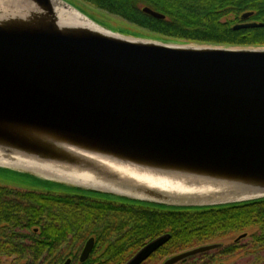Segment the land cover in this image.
<instances>
[{"label":"water","instance_id":"1","mask_svg":"<svg viewBox=\"0 0 264 264\" xmlns=\"http://www.w3.org/2000/svg\"><path fill=\"white\" fill-rule=\"evenodd\" d=\"M0 5V157L109 183L122 178L114 170L135 169L228 199L176 203L156 191L131 196L26 170L68 187L164 207L263 199L264 47L126 36L66 0H0ZM63 10L78 11L92 25L66 20ZM144 11L165 17L149 7ZM260 25L244 22L234 29ZM170 238L157 236L126 264L143 263ZM222 244H201L162 264H179ZM92 246L90 240L82 259Z\"/></svg>","mask_w":264,"mask_h":264},{"label":"trees","instance_id":"2","mask_svg":"<svg viewBox=\"0 0 264 264\" xmlns=\"http://www.w3.org/2000/svg\"><path fill=\"white\" fill-rule=\"evenodd\" d=\"M84 1L113 14L121 15L132 22H138L143 27L149 26L156 29V32L169 38H185L189 41L221 45H253L255 47L264 45V0ZM147 4L155 11L164 13L166 19H157L144 13L141 5ZM245 11H253L254 14L250 19L262 25L254 28L233 29L234 20L223 19L226 15H232L238 19V16ZM35 180L45 184L49 190H26L0 185V223L17 228L20 222L32 220L34 223L44 218H51L58 223L63 222L66 228L61 231L52 228L50 233L61 235L65 232L66 237V229L72 233L75 231L73 226L84 223L85 220L82 217L100 215L103 212L106 215L115 213L120 223L118 227L113 228L119 231L114 245L118 246L120 260L123 263L128 254L136 253L137 248L144 246L147 240L170 233L171 238L159 247L158 251L169 249V247L173 250L189 249L201 244L223 241L222 247L201 253L200 258L206 259L202 264L210 263L213 257H230L240 253L247 255V261L244 258L241 264H258V261L259 264H264V260L262 262L264 259V197L220 206L175 208L140 202L123 203L107 195L76 189H73L70 194H55L49 188V185H54L53 183ZM103 198H108L109 201ZM56 204L63 206L59 207ZM116 218L111 217L105 220L103 217L105 221L110 219L114 221ZM76 231V235H81L79 230L76 229ZM243 233H246V236L237 239ZM233 235H236V238L232 237ZM229 237L235 239L231 244L226 245L224 238ZM45 239H48V233ZM14 248L13 244L0 245V264H3V255L13 253L19 255V252L12 251ZM257 253H260L259 256L255 255ZM195 258L197 257H191L181 261L180 264H190Z\"/></svg>","mask_w":264,"mask_h":264},{"label":"flooded vegetation","instance_id":"3","mask_svg":"<svg viewBox=\"0 0 264 264\" xmlns=\"http://www.w3.org/2000/svg\"><path fill=\"white\" fill-rule=\"evenodd\" d=\"M147 7L154 10L148 4L141 5V8L144 13H146L144 11V8ZM155 12L158 13L159 11H155ZM247 12H253V11H247ZM148 14L153 16L151 13ZM162 14L165 17L164 18L158 17V18L166 19V15L164 13ZM253 14L251 16H253ZM250 17H248L247 19H250ZM247 19H244L245 20L244 22H249L246 21ZM113 198L123 203L139 202L136 200L128 201L116 196ZM103 199L108 200V198H103ZM49 213L47 214L49 215ZM103 217L105 218V220H107L109 219L110 216H103ZM105 220L103 219V222L100 223L98 219L96 220L97 223H93V225H85L84 223H82V225L73 226L75 227L74 229L75 231L72 233H69L68 229H66L67 231L66 237L64 236L65 232L61 235L58 234L55 235V233H50V230L52 228H56V231H61V229L66 228L64 227L63 222L60 221V223H58L57 221L51 218L50 219L44 218L43 220L34 221V223L32 220L28 222L25 221L20 222L17 228H14L9 224L0 223V245L3 246H8V245L11 246L12 244L15 245V248L12 249V251L19 252V255L15 257V260L25 259L29 261L28 264H66L67 262L68 264H126V262L129 261V259L132 256H134L137 252L128 255L125 263H123L122 260H120L121 259L120 250L118 249V246L116 244L114 245L115 241L117 240L118 233L115 235V237H113L115 233L114 232L112 233L111 231L114 230L112 229L114 225L111 226L110 228V224H112L113 222L105 221ZM93 227H95L94 230ZM76 229L81 232V235H76L77 233ZM47 233H48V239H45V237H47ZM90 240H92V244H93L92 249L90 250L91 252L89 253V255H87L86 258L82 259L84 249ZM12 255H16V254L13 253ZM3 256H8V255H3ZM196 256H192V257H196ZM151 257L152 254L148 257L147 260H145L141 264L148 263V261L152 260Z\"/></svg>","mask_w":264,"mask_h":264},{"label":"rangeland","instance_id":"4","mask_svg":"<svg viewBox=\"0 0 264 264\" xmlns=\"http://www.w3.org/2000/svg\"><path fill=\"white\" fill-rule=\"evenodd\" d=\"M68 1L70 4H73L74 6H76L77 8H79L82 12H84L86 15L90 16L93 20H95L97 23H99L101 26H106L107 28L113 30V31H118L124 35H130V36H135V37H142V38H150V39H154V40H162L164 42H174V43H196V44H211V43H207V42H198L195 40H187L185 38H181V39H176L173 37H166L164 35H162L160 32H156V29H153L151 27H146V26H142L141 24H139L138 22H132L128 19H125L124 17H122L121 15H117V14H113L107 10H103L101 8H99L97 5H93L92 3L86 2V1H82V0H66ZM247 12V11H245ZM241 16H238V19H235V16L232 15H226L225 17H223V19L225 20H234L233 21V25L235 24H240L242 22H244L245 20L241 19ZM246 21L249 22H253V19H247ZM259 23V22H258ZM180 28V27H179ZM182 28V27H181ZM187 29V28H186ZM234 29V28H233ZM192 31V30H191ZM189 31V32H191ZM214 44V43H213ZM212 44V45H213ZM221 45V44H218ZM226 45V44H224ZM223 45V46H224ZM228 46H243V45H228ZM245 46H253V45H245ZM244 46V47H245ZM260 47H264V45H260ZM0 167V185H7L9 187H14V188H19V189H34L36 191L40 190V191H46L49 190L45 184H43L40 181H36L35 179L39 178L42 179V181L45 182H51L54 185H49L50 191L54 192L55 194H70L73 192V189H67L65 187V184L61 183V182H55V181H51V180H46L45 178H41V177H36L30 173H28V171H23V170H18V169H12V168H2ZM32 176V177H31ZM34 177V178H33ZM64 186V187H63ZM69 188H74L77 189L76 187H72L70 186ZM80 190V189H79ZM83 190V189H82ZM86 191V190H84ZM88 192V191H86ZM57 206H63L62 204H56ZM78 212V211H77ZM103 214H105L103 212ZM100 213L99 216L97 215H92V216H85L82 217L84 221L85 225H93V223H97L96 220L99 219V222H103V216H110L109 218L113 217L116 218V214H112L109 213L108 215H103ZM100 218L102 220H100ZM110 222H113L112 224H110V228L111 226L114 225V227H118V224L120 223V219H110L108 220ZM113 227V228H114ZM112 228V229H113ZM95 229V227H93V230ZM89 230V229H88ZM90 232V231H89ZM112 233L114 232V236L119 232L116 229L111 231ZM163 235V234H162ZM160 236V235H159ZM238 236V235H237ZM232 237L236 238V235H233ZM229 237V238H224V242L225 244H231L232 241L235 239ZM156 239V238H155ZM153 240V239H152ZM151 240H147V242H149ZM223 243V241L221 242ZM146 244V243H145ZM192 248V247H190ZM189 248V249H190ZM189 249H179V250H173L169 247V249L163 250V251H158L155 252V254H152V257L150 261H148V263L145 264H162L164 262V260H166L169 256L174 255L179 253L180 251H184V250H189ZM140 250V248H137V251ZM136 251V252H137ZM135 252H132V254H134ZM260 254V253H259ZM259 254H255L257 256H259ZM129 255V254H128ZM18 255H8V256H3L2 257V263L3 264H23L28 260L25 259H19V260H15V257H17ZM201 255H197L193 262L194 264H202L206 259L205 258H200ZM256 257V256H255ZM244 258L247 261V255H245V253H240L237 255H233L230 257H213L210 261V263H205V264H241L244 260ZM254 258V257H253ZM264 259H262L263 262ZM193 262H191L190 264H192ZM258 264L260 263L259 261L257 262ZM262 264V263H261Z\"/></svg>","mask_w":264,"mask_h":264},{"label":"bare ground","instance_id":"5","mask_svg":"<svg viewBox=\"0 0 264 264\" xmlns=\"http://www.w3.org/2000/svg\"><path fill=\"white\" fill-rule=\"evenodd\" d=\"M1 7V5H0ZM63 17L68 21H85L92 25L91 21L88 20L84 15L76 10H63ZM0 165L10 166L12 168H18L22 170H28L35 174H39L45 178H52L61 180L66 183H72L77 186L94 187L99 189H105L109 191H115L120 194L137 195L139 197H151L142 190L156 191L163 194L164 200L171 202H182V203H209V202H220L228 200L224 196L215 197L213 196L210 189L201 187H195L190 184L174 180L169 177H163L160 175H154L151 173H142L135 169L121 168L114 170L122 178L120 181H113L112 183L105 182L97 177L88 176L84 173H77L73 171L64 170L62 168L45 165L39 162L15 160L11 161L0 157ZM244 198V196H241Z\"/></svg>","mask_w":264,"mask_h":264}]
</instances>
